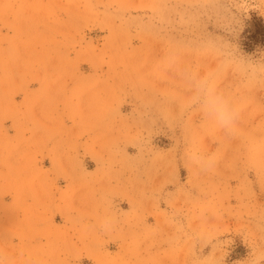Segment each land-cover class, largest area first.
Wrapping results in <instances>:
<instances>
[{
	"label": "rangeland",
	"instance_id": "374dc122",
	"mask_svg": "<svg viewBox=\"0 0 264 264\" xmlns=\"http://www.w3.org/2000/svg\"><path fill=\"white\" fill-rule=\"evenodd\" d=\"M0 264H264V0H0Z\"/></svg>",
	"mask_w": 264,
	"mask_h": 264
},
{
	"label": "clouds",
	"instance_id": "9594fccd",
	"mask_svg": "<svg viewBox=\"0 0 264 264\" xmlns=\"http://www.w3.org/2000/svg\"><path fill=\"white\" fill-rule=\"evenodd\" d=\"M198 86L203 90V102L209 113L215 115L218 126L225 131H231L239 118V107L237 105L235 107L228 106L222 99L214 95L215 84L212 79L206 78L200 81Z\"/></svg>",
	"mask_w": 264,
	"mask_h": 264
}]
</instances>
